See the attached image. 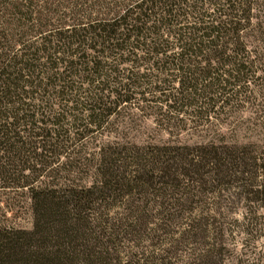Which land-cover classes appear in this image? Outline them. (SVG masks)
Returning <instances> with one entry per match:
<instances>
[{
    "label": "trees",
    "instance_id": "1",
    "mask_svg": "<svg viewBox=\"0 0 264 264\" xmlns=\"http://www.w3.org/2000/svg\"><path fill=\"white\" fill-rule=\"evenodd\" d=\"M248 110L264 130V0H0V192L32 216L0 215V264H264L232 243L264 247V147L110 137Z\"/></svg>",
    "mask_w": 264,
    "mask_h": 264
},
{
    "label": "rangeland",
    "instance_id": "2",
    "mask_svg": "<svg viewBox=\"0 0 264 264\" xmlns=\"http://www.w3.org/2000/svg\"><path fill=\"white\" fill-rule=\"evenodd\" d=\"M130 115L133 116H120L111 120L110 133L112 136L110 137L116 136L119 140H129L136 144H160L171 141L182 144H199L216 141L219 139V135H224L227 142L256 143L258 146L264 147V130H254L249 122H246L249 118H253L249 110L236 113L232 119L224 123H213L198 130L183 133L177 139L175 137L170 138L165 132H162L151 118L142 117L136 111L131 112ZM27 205L24 198L9 192H0V215L5 214L4 217L8 225L24 230L32 228V216ZM231 206L237 210V216L241 218L246 204L235 201ZM232 243L235 246V258L258 259L259 252L264 249L263 243L260 241L250 243L249 246L246 245L243 236L235 237Z\"/></svg>",
    "mask_w": 264,
    "mask_h": 264
}]
</instances>
